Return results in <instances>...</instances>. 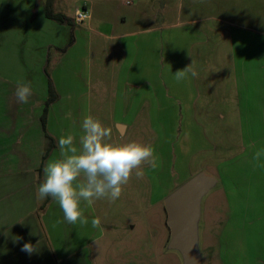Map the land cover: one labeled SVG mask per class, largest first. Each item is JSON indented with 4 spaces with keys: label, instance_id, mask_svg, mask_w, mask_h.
I'll use <instances>...</instances> for the list:
<instances>
[{
    "label": "rangeland",
    "instance_id": "374dc122",
    "mask_svg": "<svg viewBox=\"0 0 264 264\" xmlns=\"http://www.w3.org/2000/svg\"><path fill=\"white\" fill-rule=\"evenodd\" d=\"M105 1H87L93 18L82 27L48 20L43 30L53 47L47 55L42 51L44 63L49 61L47 72L39 73L34 86L39 95L49 84L58 96L70 92L71 100L62 98L52 108L49 130L56 136L71 134L79 147L81 123L90 115L111 128L112 142L151 144L158 167L144 166V179L133 175L115 201L102 198L91 206L81 201L87 225L68 223L59 206L44 203L46 197L39 199L36 215L44 243L57 244L64 236L66 245L84 252L89 264H181L177 252L165 249L169 228L163 199L204 171L221 183L202 201V264H264V155L259 163L253 160L257 151L264 152V0H110L107 8ZM55 2L54 12L68 17L76 8L83 10L82 0ZM38 3L0 0V21L14 23L38 15L35 24L40 23L42 9L34 13ZM190 19L197 21L189 24ZM102 20L114 24V34H126L101 38L93 30L94 21ZM173 22L178 31L191 33L195 27L203 33L198 35L203 43L194 44L186 55L185 67L183 52L189 50V40H179L172 66L163 51L165 28L143 30ZM30 30L7 29L8 39L30 42L21 57L0 59V68L6 65L19 73L0 76L1 83L24 81V66L39 61L31 57ZM192 61L197 76L186 77L197 85V100L189 108L196 125L188 117L179 118L178 97L167 80L176 79L169 71L176 73ZM66 113L71 119H65ZM117 124L126 125L124 134ZM192 138L205 149L189 159L180 156V141L190 145ZM93 218L100 219L99 228L92 227Z\"/></svg>",
    "mask_w": 264,
    "mask_h": 264
},
{
    "label": "crops",
    "instance_id": "0c3cea01",
    "mask_svg": "<svg viewBox=\"0 0 264 264\" xmlns=\"http://www.w3.org/2000/svg\"><path fill=\"white\" fill-rule=\"evenodd\" d=\"M47 1L48 0H38L39 8L34 11V13L37 14L39 9H42L43 19L40 23L35 24L38 15L32 20H19L14 23H12L11 20L0 21V59H4L5 61L9 57L16 58L21 57V54H25V51H23L25 48H23V46H25L27 42H30L28 39H26V42H24L25 44H23L22 38L16 41L12 40L11 37L9 39L7 37L9 34L7 33V29L12 30L14 27L20 29L32 28V30H30L33 39V46L30 48L33 52L31 57L35 60L39 59L38 62H33L29 66H24L27 71L24 81L21 80V82L30 84L32 88V95L27 103H18L14 94L17 84L21 82H17L13 79H11L10 82L6 81L7 83L0 82V264H89L87 260L84 259V252L80 250L76 251L75 247L72 248L66 245L68 239L64 236L57 244H45L42 234V225L39 217L36 215L39 206L37 189L43 181L44 167L49 159L59 158L58 139L61 135L59 134L56 136L49 130V118L50 115H52V108L55 104L60 102L62 98L71 100L70 92L66 91L64 94L62 91V95L59 93V96L57 95L56 100L47 106L46 112L44 113L43 110L48 91L45 92L44 89H41V95H39L34 86L37 84L39 73L44 76L43 74L47 72L46 66L49 61L46 58V63H44L45 57H43L42 51L47 55L49 49L53 47L52 40L48 41L47 30H43L44 27L46 28L48 26V20L50 24H53V19H49L45 16L44 9ZM50 1L52 2V10L54 12L56 2L55 0ZM82 1L83 9L88 12V5L86 4L88 0ZM142 1L148 2L149 0ZM108 2H110V0H106L104 3L105 8H107ZM60 13L72 21L74 25L82 27L83 23H85H74L72 20L73 15L68 17L63 14V12ZM88 14V19H92V15H90L89 12ZM120 18L125 19L126 16L122 15ZM196 21L197 19H190L186 22L193 24ZM58 23L65 24V22ZM176 24L177 22L160 24L159 26H149L143 30H156L161 28L160 26L165 28L163 38H166V40L162 38L164 44L163 51L166 54V60H168L172 66H174V61L176 60L175 55H177L181 47L179 40H189V50L187 53L185 51L183 52L185 54L183 58L185 67L186 55H191V48L194 44L203 43V39L198 36L200 34L203 35V33H201L200 29L195 27H192L193 31H191V33L185 32L184 30L178 31L179 29H176L178 27ZM94 25L93 31L101 38L113 40L118 39L117 37L119 35L126 34H114V24L105 20L101 22L94 21ZM20 32L21 34L23 33L22 30H20ZM24 32L25 35L28 34L27 30ZM12 34H14V32ZM170 34H172V36H170ZM143 49L142 52H145ZM63 55L68 56L69 50ZM6 68V65H4L5 70L2 67L0 68V76L8 75L18 77L17 75H19V73L16 69ZM2 72L4 74H1ZM53 72L54 70H52V75ZM168 74L171 77V74L174 75L175 73L169 71ZM52 75L51 77H53ZM167 80L178 97L179 118L186 120V117H188L190 123L196 125L194 114L189 110L190 103L197 100L198 90L196 89V83L191 80V76L189 79L185 77L184 81H178L174 78H169ZM146 81L148 82V80ZM58 88L60 89L59 85ZM42 118H44V125H42ZM62 124L61 122L59 132L63 129ZM117 131L124 134L126 125L117 124ZM46 135L51 137L53 141V146L48 151H46ZM182 144L184 148L187 149L186 151L182 150ZM179 145V155L187 159L205 149L206 146L199 144L196 140L194 142L193 138L190 145L185 144V142L182 143L181 141ZM185 164L187 165L186 161ZM43 201L46 204L51 203L55 204L56 207L59 206L58 202L51 196H47ZM262 203L264 205V198ZM28 242L34 246V251L31 254L21 251L22 246Z\"/></svg>",
    "mask_w": 264,
    "mask_h": 264
},
{
    "label": "clouds",
    "instance_id": "9594fccd",
    "mask_svg": "<svg viewBox=\"0 0 264 264\" xmlns=\"http://www.w3.org/2000/svg\"><path fill=\"white\" fill-rule=\"evenodd\" d=\"M192 63L178 70L174 75L179 81L188 73L196 77L197 72ZM18 103H27L32 95L31 85L18 83L15 89ZM65 119H71V113H66ZM83 135L79 147L74 144L71 134H62L58 139L59 158L49 159L44 167V179L37 189V198L51 196L61 208L64 220L70 224L89 223L81 211V201L91 206L95 200L108 198L117 200L134 175L137 180L145 177L144 166L155 170L158 158L151 144L130 142H112V130L105 127L101 121L86 116L82 123ZM189 134H185L188 139ZM182 150H187L181 145ZM264 152L257 151L253 160L259 163ZM83 176V180L79 178ZM93 228L100 227V219L93 218ZM21 251L31 254L34 246L25 243Z\"/></svg>",
    "mask_w": 264,
    "mask_h": 264
},
{
    "label": "water",
    "instance_id": "95a60500",
    "mask_svg": "<svg viewBox=\"0 0 264 264\" xmlns=\"http://www.w3.org/2000/svg\"><path fill=\"white\" fill-rule=\"evenodd\" d=\"M220 183L214 175L199 171L163 199L166 224L169 228L165 249L177 252L181 264H202L200 250L202 201Z\"/></svg>",
    "mask_w": 264,
    "mask_h": 264
},
{
    "label": "trees",
    "instance_id": "16d2710c",
    "mask_svg": "<svg viewBox=\"0 0 264 264\" xmlns=\"http://www.w3.org/2000/svg\"><path fill=\"white\" fill-rule=\"evenodd\" d=\"M44 12H45V16L47 18H49V19H53V20H56V21L62 22V23L70 21L64 15L53 12V10H52V2L50 0H48L46 2ZM56 97H57V95H56L55 91L53 90L52 86L49 84V87H48V98L46 99L44 110H43L44 113L46 112L47 106L52 101H54L56 99ZM42 125H44V118H42ZM46 138H47V150L46 151H48L53 146V141H52V138L49 137L48 135H46Z\"/></svg>",
    "mask_w": 264,
    "mask_h": 264
},
{
    "label": "built area",
    "instance_id": "2783aa9c",
    "mask_svg": "<svg viewBox=\"0 0 264 264\" xmlns=\"http://www.w3.org/2000/svg\"><path fill=\"white\" fill-rule=\"evenodd\" d=\"M89 18L88 12L83 9H76L73 13L72 20L74 23L80 24Z\"/></svg>",
    "mask_w": 264,
    "mask_h": 264
}]
</instances>
